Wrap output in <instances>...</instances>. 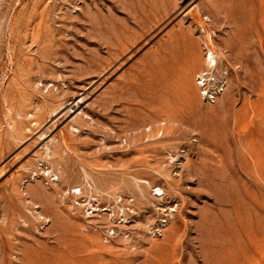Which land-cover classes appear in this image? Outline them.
Here are the masks:
<instances>
[{
	"label": "rangeland",
	"instance_id": "1",
	"mask_svg": "<svg viewBox=\"0 0 264 264\" xmlns=\"http://www.w3.org/2000/svg\"><path fill=\"white\" fill-rule=\"evenodd\" d=\"M0 264H264V0H0Z\"/></svg>",
	"mask_w": 264,
	"mask_h": 264
},
{
	"label": "bare ground",
	"instance_id": "2",
	"mask_svg": "<svg viewBox=\"0 0 264 264\" xmlns=\"http://www.w3.org/2000/svg\"><path fill=\"white\" fill-rule=\"evenodd\" d=\"M205 61L207 62V71H208V73H209V71L210 72H212L211 70H213L214 68H216V66H217V60H216V55H215V53H214V51L212 50V49H208L207 50V52H206V54H205ZM215 70V69H214ZM205 73V72H204ZM207 73V74H208ZM203 75V73L202 74H200V76H201V79L200 80H202V85H204V87H208V86H206V84L208 85L209 83H211L212 82V78L211 79H209L208 77V75ZM210 77H211V75H210ZM213 81H214V79H213ZM212 85V84H211ZM211 85H210V87H211ZM203 87V88H204ZM207 89V88H206ZM205 90V89H204ZM206 91V90H205ZM83 99L84 98H81L80 100H79V102L78 103H80V102H82L83 101ZM78 100V99H77ZM62 106V105H61ZM58 109V108H57ZM59 109H61V108H59ZM56 110V109H55ZM57 111V110H56ZM60 111V110H59ZM75 112V111H74ZM52 113H53V111H52ZM57 113V112H56ZM58 114H60V113H58ZM53 116V115H52ZM84 116H88V115H84ZM76 118V117H75ZM84 118V117H83ZM77 121V120H76ZM163 122V121H162ZM72 123V122H71ZM74 124V123H73ZM76 124V123H75ZM70 126V125H69ZM72 126V125H71ZM78 127V126H77ZM162 128H165V127H162ZM69 129H70V127H69ZM72 130H75V128L74 127H72ZM77 130V129H76ZM166 130V129H165ZM164 130V131H165ZM73 132H76V131H73ZM166 132V131H165ZM50 143H52V140L50 141ZM50 143H48V145H43V146H45L46 148H45V151H44V153H46V155L47 156H49L48 158H50V155H52L54 152L52 151L51 152V147L49 148V146L51 145ZM50 144V145H49ZM44 148V147H43ZM42 148V149H43ZM52 153V154H51ZM45 155V154H44ZM43 155V156H44ZM46 157V156H45ZM42 158V157H41ZM47 160V159H46ZM39 161V160H38ZM40 162H42V161H40ZM45 171V170H44ZM54 171V170H53ZM46 172V171H45ZM50 172V173H49ZM49 175H47L46 174V176H49L48 178L49 179H52L53 181V183L54 184H57V182H59L60 181V176H58V174H55V172L53 173L52 172V170L50 171L49 170ZM47 173V172H46ZM37 174V172L35 173V175ZM45 174V173H44ZM86 175V174H85ZM85 177H87V176H85ZM35 178V177H34ZM33 179V178H32ZM88 180H89V178H87ZM137 181V180H136ZM140 181V180H139ZM144 182V181H143ZM137 183V182H136ZM139 183H141V182H139ZM59 184V183H58ZM57 186V185H56ZM89 186V185H88ZM53 187V186H52ZM95 187V186H94ZM140 187V186H139ZM73 189V188H72ZM151 190H153V192H154V190H157V191H162L161 190V188H153V189H151ZM70 191V190H69ZM68 191V192H69ZM72 191V190H71ZM70 191V192H71ZM73 191H75L74 193H72ZM73 191L71 192L72 194H74V195H76L77 196V198H78V196H80V195H82L83 194V192H82V189L81 188H74L73 189ZM142 191V190H141ZM67 193V192H66ZM89 193V192H88ZM68 194V193H67ZM89 195V194H88ZM162 195H163V193H162ZM82 197V196H81ZM97 198V197H96ZM76 200V199H75ZM92 200V199H91ZM90 200V201H91ZM82 202V201H81ZM85 209L87 210V212H88V214H89V219H91V221H93L94 219H95V217H96V214H95V211L96 210H98V209H96V210H94V207H93V205L92 206H90V204L88 205H85ZM102 208V207H101ZM123 211V210H122ZM125 211V210H124ZM123 211V212H124ZM100 212V211H99ZM113 212V211H112ZM86 213V212H85ZM104 213V212H103ZM102 213V214H103ZM109 213V212H108ZM110 214V213H109ZM108 214V215H109ZM170 214V213H169ZM36 215V214H35ZM85 215H87V214H85ZM100 215V214H99ZM125 216V215H124ZM124 216H122L123 217V219L125 220L126 218H124ZM87 217V216H86ZM108 217V216H107ZM110 217H114V214L112 213V214H110ZM99 218V217H98ZM116 219V218H115ZM112 220V219H111ZM117 220V219H116ZM122 220V219H121ZM124 220H123V222H124ZM126 221V220H125ZM122 222V223H123ZM122 223H120V224H122ZM118 226V225H117ZM121 226V225H120ZM124 226V225H123ZM122 226V227H123ZM125 227V226H124Z\"/></svg>",
	"mask_w": 264,
	"mask_h": 264
},
{
	"label": "built area",
	"instance_id": "3",
	"mask_svg": "<svg viewBox=\"0 0 264 264\" xmlns=\"http://www.w3.org/2000/svg\"><path fill=\"white\" fill-rule=\"evenodd\" d=\"M163 126V125H162ZM162 126L160 127V129H159V132L162 134L163 133V128H162Z\"/></svg>",
	"mask_w": 264,
	"mask_h": 264
}]
</instances>
